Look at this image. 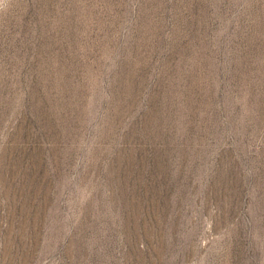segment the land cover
<instances>
[{
  "label": "rangeland",
  "instance_id": "1",
  "mask_svg": "<svg viewBox=\"0 0 264 264\" xmlns=\"http://www.w3.org/2000/svg\"><path fill=\"white\" fill-rule=\"evenodd\" d=\"M0 264H264V0H0Z\"/></svg>",
  "mask_w": 264,
  "mask_h": 264
}]
</instances>
